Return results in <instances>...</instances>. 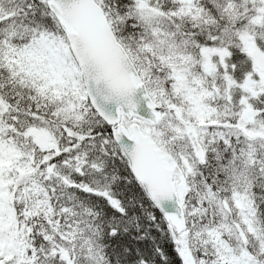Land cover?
I'll list each match as a JSON object with an SVG mask.
<instances>
[{"label": "snow or ice", "instance_id": "snow-or-ice-1", "mask_svg": "<svg viewBox=\"0 0 264 264\" xmlns=\"http://www.w3.org/2000/svg\"><path fill=\"white\" fill-rule=\"evenodd\" d=\"M0 264H264V0H0Z\"/></svg>", "mask_w": 264, "mask_h": 264}]
</instances>
